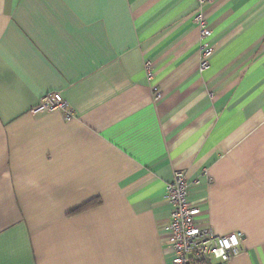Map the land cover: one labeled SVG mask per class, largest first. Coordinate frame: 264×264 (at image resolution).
I'll return each instance as SVG.
<instances>
[{
    "label": "crops",
    "instance_id": "crops-1",
    "mask_svg": "<svg viewBox=\"0 0 264 264\" xmlns=\"http://www.w3.org/2000/svg\"><path fill=\"white\" fill-rule=\"evenodd\" d=\"M178 169L264 264V0H0V264H172Z\"/></svg>",
    "mask_w": 264,
    "mask_h": 264
},
{
    "label": "built area",
    "instance_id": "built-area-1",
    "mask_svg": "<svg viewBox=\"0 0 264 264\" xmlns=\"http://www.w3.org/2000/svg\"><path fill=\"white\" fill-rule=\"evenodd\" d=\"M215 0H198L202 7L205 3ZM202 26V37L208 34L204 21L199 19ZM200 70L208 67L212 48L208 45L201 46ZM145 67L148 77L151 78V62L146 61ZM161 93L156 92L154 98L160 99ZM61 109L67 118L73 116V111L68 102L59 91L44 95L34 112H43ZM166 200L171 205L170 214V239L173 252L172 264H225L237 255L241 249V236L238 232L219 234L209 226L200 225L197 215L200 208L189 200L188 181L184 170L178 169L173 179L166 186Z\"/></svg>",
    "mask_w": 264,
    "mask_h": 264
},
{
    "label": "trees",
    "instance_id": "trees-1",
    "mask_svg": "<svg viewBox=\"0 0 264 264\" xmlns=\"http://www.w3.org/2000/svg\"><path fill=\"white\" fill-rule=\"evenodd\" d=\"M98 203H99V200L94 199V200H92L91 202H89L88 204H86V206H87V205H96V204H98Z\"/></svg>",
    "mask_w": 264,
    "mask_h": 264
}]
</instances>
